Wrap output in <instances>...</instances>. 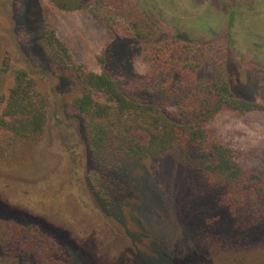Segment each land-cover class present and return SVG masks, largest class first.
<instances>
[{
    "label": "rangeland",
    "instance_id": "1",
    "mask_svg": "<svg viewBox=\"0 0 264 264\" xmlns=\"http://www.w3.org/2000/svg\"><path fill=\"white\" fill-rule=\"evenodd\" d=\"M105 2L98 13L110 16L108 24L70 0L65 10L46 0H0V67L9 68L3 92L12 84L10 71L20 69L48 100L40 136L0 130V202L11 210L0 220L38 227L61 249L47 260L63 264H164L162 255L175 264L172 258L193 254L209 264H264V200L231 215L225 188L207 179L209 156L185 147L115 166L90 156L82 119L68 110L79 90L50 58L41 23L46 5L72 61L105 70L130 98L175 108L169 99L179 90L175 80L147 60L153 47H167L173 63L195 69L197 83L222 79L237 98L264 105V0ZM207 129L233 150L246 176H264V111L224 110ZM148 178L153 188L143 191ZM119 179L125 186L113 190ZM1 257L43 264L18 246H0Z\"/></svg>",
    "mask_w": 264,
    "mask_h": 264
},
{
    "label": "trees",
    "instance_id": "2",
    "mask_svg": "<svg viewBox=\"0 0 264 264\" xmlns=\"http://www.w3.org/2000/svg\"><path fill=\"white\" fill-rule=\"evenodd\" d=\"M46 1L56 9L65 10L70 6L64 4V0ZM70 1L77 2L72 5H77L76 10L86 12L103 23L110 22V16L105 14L101 18L98 13L105 7V0ZM47 14L48 6L44 5L41 20L44 44L50 58L79 90L68 110L82 119L90 156L97 161L108 159V166H115V162H141L161 157L172 149L183 152L185 147H191L197 153L212 158L213 163L207 166L205 173L212 186L225 188V207L231 215L240 209H254L264 200V176H246L236 162L233 150L211 137L207 129V125L224 110L243 115L264 111V105L237 98L230 85L222 79L203 85L197 83L193 77L195 69L188 64L173 63L167 47H153L147 54V60L162 78L175 80L179 90L169 98L175 102V108L167 110L158 103L130 98L105 70L95 73L72 61L68 47L56 37ZM150 24L149 27H154L153 22ZM132 27L137 35H142L137 32L135 24ZM100 60L104 62V58ZM8 69L6 63L4 68L0 67V130L19 138L34 139L42 134L46 125L47 97L35 89L28 73L20 69L10 71L8 77H11L12 84L4 94L3 81ZM261 153L264 165V147ZM124 186V180L119 179L112 189ZM152 188L149 178L141 184L143 191ZM0 212L11 210L0 202ZM0 246H18L21 251L34 254L43 264H63L55 262L52 256L47 260V253L57 254L61 249L38 227L0 220ZM161 258H164V264L168 262L163 255ZM199 258V254H193L172 259L175 264H209L202 263ZM14 262L12 257L0 258V264ZM70 264L74 263L70 260Z\"/></svg>",
    "mask_w": 264,
    "mask_h": 264
}]
</instances>
